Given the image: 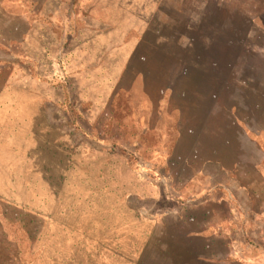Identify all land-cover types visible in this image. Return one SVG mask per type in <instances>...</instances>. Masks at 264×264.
I'll use <instances>...</instances> for the list:
<instances>
[{"label":"rangeland","instance_id":"1","mask_svg":"<svg viewBox=\"0 0 264 264\" xmlns=\"http://www.w3.org/2000/svg\"><path fill=\"white\" fill-rule=\"evenodd\" d=\"M0 97V264H264V0H0Z\"/></svg>","mask_w":264,"mask_h":264},{"label":"crops","instance_id":"2","mask_svg":"<svg viewBox=\"0 0 264 264\" xmlns=\"http://www.w3.org/2000/svg\"><path fill=\"white\" fill-rule=\"evenodd\" d=\"M4 99H2L1 97H0V108H1V106L2 105H4L7 101H3ZM15 145H16V142H15ZM1 163V162H0ZM2 166V165H1Z\"/></svg>","mask_w":264,"mask_h":264},{"label":"trees","instance_id":"3","mask_svg":"<svg viewBox=\"0 0 264 264\" xmlns=\"http://www.w3.org/2000/svg\"><path fill=\"white\" fill-rule=\"evenodd\" d=\"M196 65H197V64H196ZM219 82H220V83H223V81H222V80H220ZM74 163H75V162H74ZM69 168H70V167H68V169H69ZM68 169L66 168V169H65V171L63 172V177H64V176H66V174H65V173H67V170H68Z\"/></svg>","mask_w":264,"mask_h":264}]
</instances>
